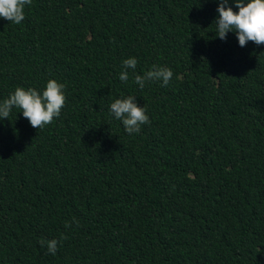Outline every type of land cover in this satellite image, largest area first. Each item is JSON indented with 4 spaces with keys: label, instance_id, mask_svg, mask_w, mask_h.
Segmentation results:
<instances>
[{
    "label": "trees",
    "instance_id": "obj_1",
    "mask_svg": "<svg viewBox=\"0 0 264 264\" xmlns=\"http://www.w3.org/2000/svg\"><path fill=\"white\" fill-rule=\"evenodd\" d=\"M218 2L32 0L0 18V102L66 86L43 129L0 119V264H264V45L216 36ZM130 57L168 86L122 82ZM129 95L150 119L132 135L109 114Z\"/></svg>",
    "mask_w": 264,
    "mask_h": 264
},
{
    "label": "clouds",
    "instance_id": "obj_2",
    "mask_svg": "<svg viewBox=\"0 0 264 264\" xmlns=\"http://www.w3.org/2000/svg\"><path fill=\"white\" fill-rule=\"evenodd\" d=\"M32 0H0V18L13 24H20L25 19V6L31 5ZM237 11L229 6V0H219L216 11L218 16L214 19L216 36L225 40L228 33H235L240 47H245L249 41L256 45H264V0H232ZM138 60L134 57L122 62L123 70L119 79L126 82L129 78L128 70L133 73V82L143 89L148 82H162L161 86H168L173 72L170 68L153 66L137 74ZM65 84L55 79H49L43 90L34 88L16 87L9 96L0 102V119H8L13 109H19L34 129H43L50 125L61 114L65 106ZM109 114L121 121L124 131L129 135L138 134L142 125L150 124L147 110L138 106L136 97L129 95L115 99L109 105ZM79 226L78 220L65 222L66 228L72 224ZM67 239L61 235L59 239L41 240V247L47 248V253L56 255L61 241Z\"/></svg>",
    "mask_w": 264,
    "mask_h": 264
}]
</instances>
